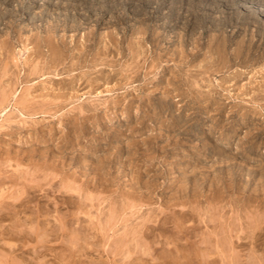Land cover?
Returning <instances> with one entry per match:
<instances>
[{"label":"rangeland","instance_id":"obj_1","mask_svg":"<svg viewBox=\"0 0 264 264\" xmlns=\"http://www.w3.org/2000/svg\"><path fill=\"white\" fill-rule=\"evenodd\" d=\"M34 187L0 264H264V0H0V196Z\"/></svg>","mask_w":264,"mask_h":264},{"label":"bare ground","instance_id":"obj_2","mask_svg":"<svg viewBox=\"0 0 264 264\" xmlns=\"http://www.w3.org/2000/svg\"><path fill=\"white\" fill-rule=\"evenodd\" d=\"M2 182H4V181H2ZM32 189H30L29 191H28V189H26V190H20V191H17V190L16 191H9V192H6V193H8V196H7V194H5V195L2 194L4 196V199L6 198L5 196H7V198L10 199L11 201L3 200V197L0 196V221H5V220H8L9 221V220H11V222H12L9 227L8 226L5 227V226H3V224L2 225L0 224V240H3V239L5 240L6 238H12V237H14L16 235H18L20 237L23 234L25 235V233L27 232L26 231V228L29 225H31L30 227H32V228H34L33 225H35V231H36V229L39 230V228H42L40 226L44 225V223L46 222V220H47V213L44 210H42V208L40 206H38L39 204L37 205V202L41 203L40 202V199H41V197L43 195L37 194L35 187H34L35 191H33ZM1 198H2V200H1ZM35 200H37L36 203L34 202ZM32 202H33V204H36V206H37V207H35L36 209L34 207L33 208L31 207L33 205V204H31ZM29 212H30V214H28L29 216H26V217L23 216V215H25L26 213H29ZM48 216H50V215H48ZM43 231H45V229H43ZM45 233H46V231H45ZM38 242H39V240H38Z\"/></svg>","mask_w":264,"mask_h":264}]
</instances>
